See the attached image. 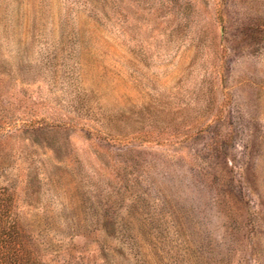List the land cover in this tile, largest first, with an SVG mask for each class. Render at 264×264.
I'll use <instances>...</instances> for the list:
<instances>
[{
    "label": "rangeland",
    "instance_id": "1",
    "mask_svg": "<svg viewBox=\"0 0 264 264\" xmlns=\"http://www.w3.org/2000/svg\"><path fill=\"white\" fill-rule=\"evenodd\" d=\"M4 191L40 264H264V0H0Z\"/></svg>",
    "mask_w": 264,
    "mask_h": 264
},
{
    "label": "trees",
    "instance_id": "2",
    "mask_svg": "<svg viewBox=\"0 0 264 264\" xmlns=\"http://www.w3.org/2000/svg\"><path fill=\"white\" fill-rule=\"evenodd\" d=\"M0 196V264H40L19 218L13 214L12 198ZM6 194V195H4Z\"/></svg>",
    "mask_w": 264,
    "mask_h": 264
}]
</instances>
